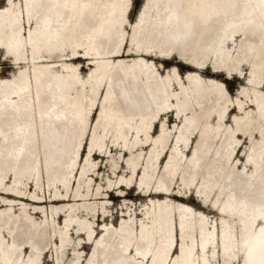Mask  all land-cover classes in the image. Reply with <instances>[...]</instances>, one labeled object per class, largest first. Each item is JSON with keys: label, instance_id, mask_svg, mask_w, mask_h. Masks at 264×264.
<instances>
[{"label": "bare ground", "instance_id": "1", "mask_svg": "<svg viewBox=\"0 0 264 264\" xmlns=\"http://www.w3.org/2000/svg\"><path fill=\"white\" fill-rule=\"evenodd\" d=\"M129 8L0 6V53L15 69L0 78V264H39L43 253L58 264H264V0H143L135 22ZM157 59H177L186 78ZM208 67L217 71L203 76ZM221 70L246 79L236 96L217 89ZM105 160L113 176L97 183ZM192 186L200 208L182 194ZM115 194L128 216L109 226Z\"/></svg>", "mask_w": 264, "mask_h": 264}, {"label": "rangeland", "instance_id": "2", "mask_svg": "<svg viewBox=\"0 0 264 264\" xmlns=\"http://www.w3.org/2000/svg\"><path fill=\"white\" fill-rule=\"evenodd\" d=\"M18 2H19V0H18ZM3 3H4V0H0V6L1 5H3ZM142 7H143V0H135V9L133 10H131V13H130V21H133L134 20V22L136 21V19H138L139 18V15L141 14V12H142ZM130 8H131V6H130ZM130 8H129V10H130ZM141 9V10H140ZM135 16V19H132L131 17L132 16ZM234 45H236V42L235 43H230V47H232V46H234ZM158 63H164L165 61L164 60H160V59H157L156 60ZM83 64H85V62H86V64H87V61H81ZM168 63L170 64V65H172V64H177L178 65V67H180V68H182V69H185V71L188 69V67L187 66H185V65H183V64H181L177 59H174V60H169L168 61ZM13 63H11L9 60H7V70H3V71H0V78H3V77H8V76H11L12 75V73H13V71L15 70L14 68H13V65H12ZM85 64V65H86ZM87 67V66H86ZM85 68V67H84ZM82 69V68H81ZM157 70H158V68H157ZM185 71L183 72V78L185 79L186 78V74H184L185 73ZM82 72V75H84L85 76V74H86V72L87 71H81ZM243 75H248L249 74V71L247 70V69H243ZM201 73H202V75L203 76H211L213 73L212 72H206V70H202L201 71ZM218 75V74H217ZM182 75H180V77H181ZM183 78H180V79H182L183 80ZM234 78V80H233V96H236L237 94H238V88L239 87H241V85L243 84V83H245L246 82V79H242V78H238V77H233ZM175 82V81H174ZM175 84L176 85H174V87L176 86V87H178L179 88V86H178V84H177V82H175ZM264 82H263V84L261 85V90H263L264 91ZM236 105V104H235ZM166 115H168V114H166ZM170 115H172V113H170ZM170 115H168V117H165V118H163V120H164V122H166L167 123V121L166 120H168V118H169V120H170V118H171V120H172V122H173V124L172 125H170L169 127H172L173 128V126H174V123H176V117L175 116H170ZM227 120H228V117L226 118ZM225 119V120H226ZM162 120V121H163ZM95 121H96V119L93 121V126H94V123H95ZM171 122V121H170ZM178 123V122H177ZM170 123L168 122V125H169ZM152 126V125H151ZM160 126H161V122H160ZM89 127H90V124H89ZM168 127V126H167ZM158 128V127H157ZM157 131H158V129H157ZM177 130H174L173 131V134L176 132ZM158 133H160V131L158 132ZM87 141V140H86ZM90 141V140H89ZM172 141V140H171ZM248 141V140H247ZM189 146H191V142L189 143ZM168 150V148L167 149H165L164 150V152L163 153H165V151H167ZM88 152H89V145H88V147H87V144H86V151H85V153H84V156H83V159H82V161H81V167L83 166V164H85L86 163V158H87V156H88ZM185 153H187V150L185 151ZM189 155H191V154H189ZM242 157L243 158V156L245 157L246 155L245 154H243L242 153V150L239 152V156L237 157L238 159H239V157ZM233 157H235V153L233 154ZM167 160V159H166ZM160 161V160H159ZM242 161V160H241ZM99 162H100V159H99ZM165 162V161H164ZM101 163V162H100ZM106 163H108L107 162V160H105L103 163H102V169L100 170V175L99 174H95L94 173V180H96V182L97 183H99L100 181H101V176H103L104 178H105V180H103V182L105 183L106 181H107V177L110 175V176H113V173H110V172H112V170L109 168V166H107L106 167ZM122 164H124V165H126V163H125V161L123 162V161H121V163H120V167L118 168L119 170H122V168H121V165ZM240 164V163H239ZM80 170L81 169H79V171H78V174H77V178H79L78 176H79V174H80ZM109 170V171H108ZM118 170V171H119ZM127 170H128V172H129V169L127 168ZM76 173V171L74 172V174ZM103 173H104V175H103ZM95 176H97V177H95ZM77 178H74L75 179V186L77 185ZM134 179H136V177L134 178ZM31 183H33L34 184V186L32 185V193L35 191V189H34V187H35V183L34 182H32L31 181ZM41 183L43 184L44 183V186L46 187V189H47V174H46V172L45 171H41ZM74 184V183H73ZM72 184V185H73ZM132 184H136L135 182H133ZM173 185H176V188H175V190L174 191H176L177 192V190H179V184H173ZM43 186V185H42ZM114 187H116V186H114ZM114 187H112V189H114ZM132 187H134L133 185H132ZM137 187V188H136ZM136 187H134L133 189H132V191H131V193H130V198H133L135 201H137V206H139L140 205V201L139 200H144V198H139V197H137V195H135V194H137L138 193V191L139 190H141L142 188H140L139 187V185H136ZM195 189V187L194 186H192V188L191 189H188L187 191H184L182 194H186L187 193V199L189 200V202H190V204L193 206V207H195V208H200V204L197 202V200L199 199V200H201V196H199V197H197L196 198V195L198 196L199 195V193L196 191V190H194ZM116 190V189H115ZM115 192V191H114ZM116 193V192H115ZM195 193V194H194ZM134 194V195H133ZM116 195V194H115ZM180 196V195H179ZM186 197V196H185ZM197 200H196V199ZM1 199V198H0ZM128 201H123V197H120V198H118V197H116V196H113L112 195V198L110 199V202H108V204L107 205H109V209H108V213H109V217H108V225L109 226H112L113 225V223L111 222V215H112V217H114V219H115V222H114V226L115 225H117V224H119V222L121 221V218L123 217V215H126V216H128L127 215V211H126V206H125V204L124 203H127ZM1 204H4V202L3 201H1L0 202ZM120 203H122V204H120ZM20 206H21V204H20ZM111 207V208H110ZM15 208L18 210V213H19V211H21V210H19V205H15ZM122 208H124V212L122 211ZM132 208H134V206L132 207ZM138 212L137 213H140L141 211L140 210H137ZM32 212H34V210H33V208H32ZM101 212V213H100ZM102 210L100 209L99 211H97V217H96V220H97V218H98V213L101 215L102 214ZM108 213H107V215H108ZM41 215H43V213H40ZM62 214L64 215V214H66V215H68V211L66 212V213H64V212H62ZM211 215H215V213L214 212H211L210 213ZM65 216V215H64ZM62 217V219H60V220H56L55 221V224L56 225H61V226H64V224H65V217ZM139 217V216H138ZM99 219H100V225H97V224H95V228L96 229H98V230H100L99 228H101V229H103L104 227H103V225L101 224L102 223V219H103V216H100L99 217ZM36 220H40L39 218H37ZM177 224H178V221H177ZM174 225H175V223H174ZM177 227L179 228V224L177 225ZM75 229L76 228H73V226L71 227V232H74L75 233ZM177 230H176V228H175V232H176ZM81 235H84V237L86 238L85 240L83 239V242L84 243H82V244H85L86 242H90V243H87L88 245H90V247H91V244H92V242L91 241H88L87 240V235H85L87 232L86 231H84V230H82L81 232ZM84 233V234H83ZM178 234H179V238H180V233H179V231H178ZM95 235H96V233H95ZM94 235V236H95ZM10 237V235H8L7 234V237ZM49 237H47V239H48ZM54 239H57L58 241H59V237H55ZM74 239H76V235H74ZM81 246H83V245H81ZM90 247H88V249H86L85 251L83 250V254L85 255V254H87V256H88V258L91 256V253H92V247L90 248ZM26 248V247H25ZM25 248H23V249H25ZM71 248V247H70ZM22 249V250H23ZM29 248H28V253H29ZM71 252V251H70ZM68 251H67V255H68ZM44 255H47L46 257H44ZM41 258L39 259L40 260V263L39 264H43L44 262V264H58V263H56V260H55V258L53 259V257H52V259H51V254L50 253H48V254H45V253H43V254H41ZM49 261H51V262H49Z\"/></svg>", "mask_w": 264, "mask_h": 264}, {"label": "snow or ice", "instance_id": "3", "mask_svg": "<svg viewBox=\"0 0 264 264\" xmlns=\"http://www.w3.org/2000/svg\"><path fill=\"white\" fill-rule=\"evenodd\" d=\"M6 2L11 5L13 3V0H6ZM129 4L132 7V9H135V0H129ZM132 19H135V16L133 15L131 17ZM76 55H81V53H76ZM84 55H87L86 53ZM161 70H167L170 74L176 75L178 72L180 75H183V72L185 69H182L180 67L173 68L170 66L168 61H165L162 65H160ZM204 67V66H201ZM7 70V57L3 55V53H0V71ZM81 71H87L85 68H82ZM190 71H198V69H190ZM217 70L208 67L206 69V72H216ZM233 76L231 73L224 72V71H219L218 75L216 77V87L219 90V92L225 96L229 97L233 94ZM230 118V117H229ZM261 232H264V227H262ZM244 264H249L247 260H245Z\"/></svg>", "mask_w": 264, "mask_h": 264}]
</instances>
